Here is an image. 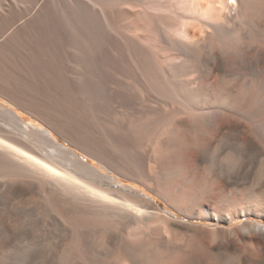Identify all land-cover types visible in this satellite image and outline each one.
I'll return each instance as SVG.
<instances>
[{"label":"bare ground","instance_id":"1","mask_svg":"<svg viewBox=\"0 0 264 264\" xmlns=\"http://www.w3.org/2000/svg\"><path fill=\"white\" fill-rule=\"evenodd\" d=\"M0 96V264H264V0H0Z\"/></svg>","mask_w":264,"mask_h":264},{"label":"rangeland","instance_id":"2","mask_svg":"<svg viewBox=\"0 0 264 264\" xmlns=\"http://www.w3.org/2000/svg\"><path fill=\"white\" fill-rule=\"evenodd\" d=\"M0 102H5V104H7L6 103V101H5V99H3V97L2 96H0ZM17 110L19 111V112H21L22 113V115L25 117V119H26V122H28V123H35V125H38V126H42V125H40L41 123H40V121L39 120H37V119H34L33 118V116L31 115V114H29V113H27V112H25L23 109H21V108H17ZM158 200V203L162 206V207H167L161 200H159V199H157ZM181 220H184V221H193V220H188V219H186V218H184V217H182V216H180L179 217ZM195 222V221H194ZM207 224L208 223H210L209 221H205Z\"/></svg>","mask_w":264,"mask_h":264}]
</instances>
